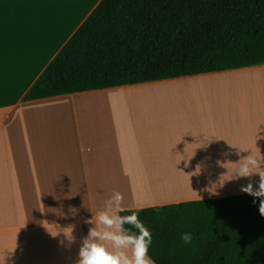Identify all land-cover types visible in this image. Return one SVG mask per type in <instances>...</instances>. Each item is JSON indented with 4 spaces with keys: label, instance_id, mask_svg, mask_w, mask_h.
<instances>
[{
    "label": "crops",
    "instance_id": "0c3cea01",
    "mask_svg": "<svg viewBox=\"0 0 264 264\" xmlns=\"http://www.w3.org/2000/svg\"><path fill=\"white\" fill-rule=\"evenodd\" d=\"M101 1L0 0V264H76L115 191L126 211L258 186L230 178L264 154V65L24 101Z\"/></svg>",
    "mask_w": 264,
    "mask_h": 264
},
{
    "label": "trees",
    "instance_id": "16d2710c",
    "mask_svg": "<svg viewBox=\"0 0 264 264\" xmlns=\"http://www.w3.org/2000/svg\"><path fill=\"white\" fill-rule=\"evenodd\" d=\"M259 65L264 0H102L24 101ZM254 199L142 209L149 255L155 264H264V217ZM186 232L191 244L181 240Z\"/></svg>",
    "mask_w": 264,
    "mask_h": 264
},
{
    "label": "clouds",
    "instance_id": "9594fccd",
    "mask_svg": "<svg viewBox=\"0 0 264 264\" xmlns=\"http://www.w3.org/2000/svg\"><path fill=\"white\" fill-rule=\"evenodd\" d=\"M253 176H259L258 186L254 187L250 182L242 186L241 191L259 199V214L264 217V154L260 151H251L242 157L230 179H250ZM256 199L253 203H256ZM123 201V194L115 191L104 202L103 210L85 221L92 226L82 240L76 264H155L149 255L152 233L138 218L143 206H137L130 215H121L125 211ZM68 240L74 242L72 235ZM181 240L191 244L193 236L186 232Z\"/></svg>",
    "mask_w": 264,
    "mask_h": 264
}]
</instances>
